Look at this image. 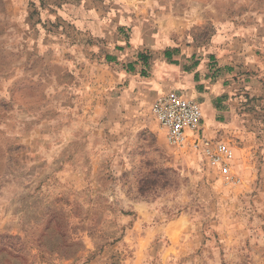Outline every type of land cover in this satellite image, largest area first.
<instances>
[{"label":"rangeland","instance_id":"rangeland-1","mask_svg":"<svg viewBox=\"0 0 264 264\" xmlns=\"http://www.w3.org/2000/svg\"><path fill=\"white\" fill-rule=\"evenodd\" d=\"M69 1L0 0V264L14 236L17 264H264V0H209L223 88L184 91L217 107L229 173L168 143L164 90L96 65Z\"/></svg>","mask_w":264,"mask_h":264},{"label":"crops","instance_id":"crops-1","mask_svg":"<svg viewBox=\"0 0 264 264\" xmlns=\"http://www.w3.org/2000/svg\"><path fill=\"white\" fill-rule=\"evenodd\" d=\"M163 1L70 0L67 10L91 44L96 65H107L121 78L150 74L159 90L218 95L222 77L214 79V74L222 64L212 62L231 56L232 45L225 44L227 27L209 17V0H187V5ZM201 104L208 134L219 132L217 107L206 100Z\"/></svg>","mask_w":264,"mask_h":264},{"label":"built area","instance_id":"built-area-1","mask_svg":"<svg viewBox=\"0 0 264 264\" xmlns=\"http://www.w3.org/2000/svg\"><path fill=\"white\" fill-rule=\"evenodd\" d=\"M150 112L170 145L192 149L212 166L229 173L235 150L217 134H208L200 101L169 89L155 97Z\"/></svg>","mask_w":264,"mask_h":264},{"label":"trees","instance_id":"trees-1","mask_svg":"<svg viewBox=\"0 0 264 264\" xmlns=\"http://www.w3.org/2000/svg\"><path fill=\"white\" fill-rule=\"evenodd\" d=\"M6 238L9 239L11 237L10 236H6ZM19 240H20V238L18 236H14L13 237V240L11 242H9L7 240L5 241V243H7L9 245V247L11 249H13V250L7 249V250H9V254H11V259H9V261H8L7 264H17V263H15L12 260L15 259V258H17V255H15V252H16V250H18L17 249V246H16V243H19Z\"/></svg>","mask_w":264,"mask_h":264}]
</instances>
